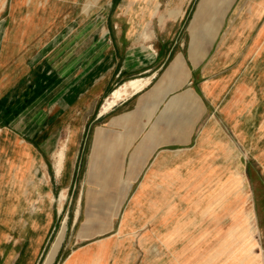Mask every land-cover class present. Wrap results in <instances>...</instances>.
Wrapping results in <instances>:
<instances>
[{
	"label": "crops",
	"instance_id": "1",
	"mask_svg": "<svg viewBox=\"0 0 264 264\" xmlns=\"http://www.w3.org/2000/svg\"><path fill=\"white\" fill-rule=\"evenodd\" d=\"M4 1V102L17 83L36 72L37 61L30 55L48 57L61 49L67 60L66 65L65 59L55 64L58 83L44 95V126L30 128L34 140L27 142L16 129L0 130V264H41L61 218L54 245L66 227L65 234L54 259L49 258L53 245L44 264H53L63 246L69 250L61 264H165L158 248L171 243L173 264L202 261L191 253L193 246L206 245L201 233L211 230L217 219L216 229H228L222 190L228 181V151L242 152L229 143V122L241 117L246 99L253 101L258 93L259 81L243 78V70L247 57L263 49L264 0H255L248 24H260L251 46L235 63L236 58H228L239 53L234 48L216 51L222 57L211 58L214 48L198 42L195 26L188 45L181 43L179 25L196 0ZM215 4L200 0L198 21L203 8ZM244 34L237 38L245 39ZM49 39L64 41L49 46ZM50 61L46 67L53 65ZM44 79L50 81L48 75ZM133 79L150 82L102 116L113 91ZM57 104L65 115L73 105L77 118L85 119L86 109L96 112L90 142L70 139L62 146L56 141L50 120ZM83 128L73 132V140L85 133ZM240 154L237 176L244 165ZM79 160L81 187L67 239L70 217L62 195ZM192 167H201L192 184L215 182L221 189L211 191L208 185L192 191V185L177 195L164 193L167 183H188ZM154 198L155 221L149 215L141 219L146 214L140 212L141 204ZM178 199H188V205L181 207ZM217 199L220 208L213 207ZM138 219L142 222L137 229ZM198 239L203 241L199 244ZM181 246L189 248L188 254H181Z\"/></svg>",
	"mask_w": 264,
	"mask_h": 264
},
{
	"label": "rangeland",
	"instance_id": "2",
	"mask_svg": "<svg viewBox=\"0 0 264 264\" xmlns=\"http://www.w3.org/2000/svg\"><path fill=\"white\" fill-rule=\"evenodd\" d=\"M1 2L3 4L5 3L4 0H1ZM215 3L216 4L212 7L203 8L201 22L198 21L200 19L197 18L201 14L200 9H202L200 7V0H196L194 5L188 9L186 16L179 25L181 30V41H183L181 43L185 47L188 45L189 32L195 26L196 29L194 30L199 38L198 42H200L201 45L207 44L209 47L214 48L215 52L211 54V58H220L221 55H217L218 52L221 53L223 49L227 51V49L231 50L234 48V50L239 51V53L237 54L234 51L235 54H230L228 58H236L233 62L235 63L247 52L258 30L260 23L248 24V20L257 7L255 6L256 1L215 0ZM261 14L262 21L264 20V10ZM5 16L6 14H4V17ZM5 26H3V19L1 18L0 30L3 31ZM203 31L206 32V35L202 34ZM242 31L245 33V39L243 40L240 39V37L237 38L238 34ZM34 41L37 43L39 39H35ZM63 41L64 40L49 39L47 40V44L49 46H61ZM65 45L67 44H64V46ZM260 45L263 48L261 54H254L247 57L243 70V78L259 81V86L256 87L258 92L257 96L254 97L253 101L246 99L244 110L242 109V111H239L241 117L232 118L229 122V143L234 147L239 145L244 153V165L243 167L241 165L239 166L238 171L241 175L237 176L236 154L239 153V155H241L240 153L242 152L236 153V151H228V158L230 159L228 181L222 186L223 196H225L223 206L227 208L226 217H228V229H216L218 224L217 219L212 223L211 230L207 231L206 234L204 232L201 233L202 236L200 239L206 238V245H197L191 248V253H195L197 259L202 260L198 261L197 264H264V41H262ZM60 50L61 49H59V52ZM59 52L48 57H45L44 53L38 55L32 54L29 56L32 62H34V60L37 61L35 72L38 74L37 78L34 79L35 73L32 72L31 75H27L23 81H18L19 83L16 84L13 92H11V94L9 93L10 95L6 98L7 100L5 102L0 96V130L4 128L16 129L27 142H32L34 140V138L32 139L29 135L30 128L32 127L34 129V126L37 128L44 126V122L47 120L45 116L46 103L43 101L44 95L58 83L56 81V73H60V70L57 72L53 70L55 69V64H61L63 59H65L63 63L66 65V55H62ZM52 58L53 65L48 64L46 67L45 62L48 61L51 63L50 59ZM71 62L72 60H69L68 64ZM44 69L47 71L44 72ZM2 74L3 70L0 64V84L3 78ZM45 75L49 76L50 81H44ZM250 88L254 89V87ZM54 95H56L55 92ZM35 106L36 108H34ZM48 106H51V104L48 103ZM73 108L74 106L72 105V108L69 109L68 113L65 115L60 112V104H57L55 108L53 107L54 113L50 120V122H52L51 124H53L51 128L52 131L58 133L56 141H58V143L61 142L62 146H64L67 141L69 142L70 139L82 144L91 141V133L95 124L94 114L96 112L86 109L85 119H82L81 116L79 118L76 117L77 115ZM82 127H85L83 128L85 129V133L81 134V136H77L73 140V132L82 130ZM237 129L240 131L239 136L236 135ZM85 153V150L81 151L82 155ZM232 158L234 159L233 166ZM82 171L83 160H79L74 171L73 182L69 184L68 190H66L65 193L66 198L64 200L66 211L70 217L67 239L71 237L70 228L81 187L80 180L82 179ZM200 171L201 167H192L190 175L185 179L187 180L190 178L188 183L180 181L176 183H167L164 187V193L172 192L169 194L171 195L174 192V194L176 193L177 195L179 191H186L192 185L195 187L192 188V191H204V188L208 185L213 186L211 191L221 189L219 188L220 184H215V182L205 185L201 183L192 184L191 180H194V174L200 175ZM57 188V192H60V187ZM198 200L199 199H197V201ZM167 201L168 200H166V202ZM171 201H173L172 198L169 202ZM178 201L181 202V207H186L188 205V199H178ZM156 202L157 200L154 198L145 200V202L141 204L140 212L146 213L143 214L141 219L149 215L150 221H155L156 215L153 214L156 210ZM212 202L213 207H221V200L217 199ZM224 217L225 216H223V218ZM141 219H138V225H136L137 229L140 227L139 223L142 222ZM61 226L62 218L58 221L57 227L44 252L41 264H44L50 253ZM65 230L66 227L60 235L61 240L56 243L58 244V248L55 251L54 257L60 247ZM140 232L141 231H139V234H141ZM199 233L200 232L197 234ZM183 238L185 237L182 235V239ZM167 240L171 239L165 238L166 242H172V240ZM200 241L202 242L203 240L198 239L197 242L199 243ZM158 249L159 252L163 253L165 256V264H173L171 262V255H173L174 251L172 243ZM68 250V247L63 246L53 264H61ZM180 250L182 255L188 254L189 248L181 246Z\"/></svg>",
	"mask_w": 264,
	"mask_h": 264
},
{
	"label": "bare ground",
	"instance_id": "3",
	"mask_svg": "<svg viewBox=\"0 0 264 264\" xmlns=\"http://www.w3.org/2000/svg\"><path fill=\"white\" fill-rule=\"evenodd\" d=\"M140 78V77H139ZM149 79H133L113 91L110 98H108L102 108L101 115L108 114L113 107H115L119 102L125 100L126 98L138 94L145 86L149 84ZM66 198V195H62V200ZM64 201V200H63ZM62 204V203H61ZM61 240V236L59 237L58 241ZM58 248V244L54 245L49 258H53L56 249Z\"/></svg>",
	"mask_w": 264,
	"mask_h": 264
}]
</instances>
